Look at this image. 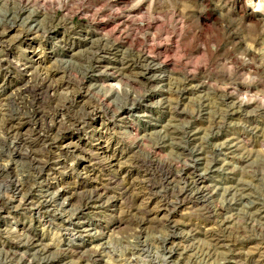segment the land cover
Returning a JSON list of instances; mask_svg holds the SVG:
<instances>
[{
    "label": "rangeland",
    "instance_id": "1",
    "mask_svg": "<svg viewBox=\"0 0 264 264\" xmlns=\"http://www.w3.org/2000/svg\"><path fill=\"white\" fill-rule=\"evenodd\" d=\"M0 264H264V0H0Z\"/></svg>",
    "mask_w": 264,
    "mask_h": 264
},
{
    "label": "bare ground",
    "instance_id": "2",
    "mask_svg": "<svg viewBox=\"0 0 264 264\" xmlns=\"http://www.w3.org/2000/svg\"><path fill=\"white\" fill-rule=\"evenodd\" d=\"M7 116H8V115H7ZM3 122H4V121H3ZM5 122H6V120H5ZM78 122H79V121H78ZM21 123H22V122H21ZM18 125H19V123H18ZM15 126H17V125H15ZM8 128H9V127H8ZM11 129H12V128H11ZM15 129H16V128H15ZM18 130H19V129H18ZM14 132H15V130H14ZM158 212H159V211H158ZM158 212H157V213H158ZM154 216H155V215H154Z\"/></svg>",
    "mask_w": 264,
    "mask_h": 264
}]
</instances>
